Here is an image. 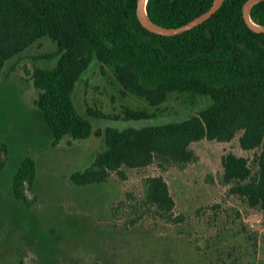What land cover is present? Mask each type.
I'll list each match as a JSON object with an SVG mask.
<instances>
[{
  "label": "trees",
  "instance_id": "1",
  "mask_svg": "<svg viewBox=\"0 0 264 264\" xmlns=\"http://www.w3.org/2000/svg\"><path fill=\"white\" fill-rule=\"evenodd\" d=\"M247 0H225L197 27L175 36L148 31L136 14L137 0H0V80L8 60L40 39L57 50L39 59L57 60L36 66L30 74L39 94L34 100L57 146L66 137L85 140L104 136L105 149L84 171L71 175L77 186L105 182L121 168L185 165L196 156L190 145L204 138L231 141L242 132L244 150L260 149L257 171L232 153L223 160V178L234 193L264 210V33L243 19ZM213 0H148L150 20L165 28L180 27L204 14ZM252 21L264 25V1L251 9ZM97 60L110 67L121 86L159 108L172 93L204 104L180 121L144 127H109L94 131L91 119L76 107V85ZM126 119H150L149 112H126ZM8 145L0 141V154ZM2 166L0 165V168ZM36 177V161L27 156L13 179L17 200L29 204L26 189ZM147 201L167 220L175 202L162 176L146 179Z\"/></svg>",
  "mask_w": 264,
  "mask_h": 264
},
{
  "label": "rangeland",
  "instance_id": "2",
  "mask_svg": "<svg viewBox=\"0 0 264 264\" xmlns=\"http://www.w3.org/2000/svg\"><path fill=\"white\" fill-rule=\"evenodd\" d=\"M48 38L8 60L0 80V264H264V210L251 206L223 178L224 158L248 160L256 172L260 149L244 150L242 132L229 142L206 138L191 143L195 160L185 165L123 166L100 184L77 186L71 175L87 169L105 149L104 136H66L57 146L34 100L30 74L39 59L57 50ZM74 101L94 131L166 124L196 114L204 102L172 93L153 107L117 81L113 70L94 60L79 79ZM144 111L150 119H126ZM36 161L26 189L29 204L13 193L14 176L25 157ZM162 176L174 199L167 220L147 201L146 179Z\"/></svg>",
  "mask_w": 264,
  "mask_h": 264
},
{
  "label": "water",
  "instance_id": "3",
  "mask_svg": "<svg viewBox=\"0 0 264 264\" xmlns=\"http://www.w3.org/2000/svg\"><path fill=\"white\" fill-rule=\"evenodd\" d=\"M147 1L148 0H137L136 14L142 26L152 33H156L163 36H175L183 32L189 31L197 27L198 25L204 23L205 21H207L220 9L221 5L225 0H213L212 5L204 14L191 20L190 22L186 23L183 26L173 27V28H165L158 26L150 20L146 11ZM261 1L264 0H247L243 5V10H242L243 19L245 23L248 25L249 28H251L253 31L257 33H264V25L260 26L252 21L251 9L255 4Z\"/></svg>",
  "mask_w": 264,
  "mask_h": 264
}]
</instances>
